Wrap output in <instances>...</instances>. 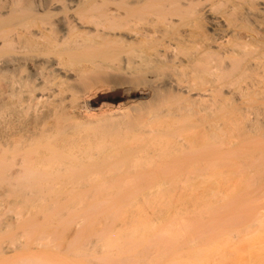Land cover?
<instances>
[{"label":"bare ground","instance_id":"6f19581e","mask_svg":"<svg viewBox=\"0 0 264 264\" xmlns=\"http://www.w3.org/2000/svg\"><path fill=\"white\" fill-rule=\"evenodd\" d=\"M262 233L264 0H0V264H217Z\"/></svg>","mask_w":264,"mask_h":264},{"label":"rangeland","instance_id":"374dc122","mask_svg":"<svg viewBox=\"0 0 264 264\" xmlns=\"http://www.w3.org/2000/svg\"><path fill=\"white\" fill-rule=\"evenodd\" d=\"M141 98H145V95L144 96L143 95L142 96H140V95L136 96L135 98H132L131 100H135V99L140 100ZM124 102H125V99L108 98V97H104V95L102 94L94 102H91L90 99H87V106L89 105V107L85 106L84 107L85 109L83 108L84 110L82 109L81 113H83V115L86 117L87 112H88V116L91 114V112L97 113L100 111V109H101V107H103V105L104 106L107 105V106H110L113 108H117L121 103H124ZM260 236H264V233L260 234L258 237H260ZM223 248H224L223 251L219 254L221 256L217 260L218 261L217 264H245V263L246 264H264V249L259 250L255 253L254 252L253 253L252 252L247 253L248 256H246V252L238 251L239 250L238 247H234V246L230 247L229 245L224 244ZM258 252H259V254H258ZM241 256H242V258H241Z\"/></svg>","mask_w":264,"mask_h":264}]
</instances>
